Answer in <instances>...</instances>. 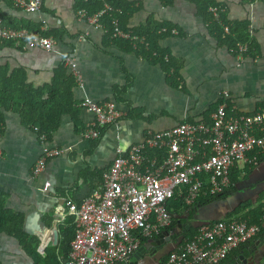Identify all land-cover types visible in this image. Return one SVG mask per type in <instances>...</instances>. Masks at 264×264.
Instances as JSON below:
<instances>
[{"label":"crops","instance_id":"0c3cea01","mask_svg":"<svg viewBox=\"0 0 264 264\" xmlns=\"http://www.w3.org/2000/svg\"><path fill=\"white\" fill-rule=\"evenodd\" d=\"M135 1L139 8L128 21L130 28L145 24L150 18L176 25L178 35L164 37L161 46L177 63L178 76L173 75L176 69L169 70L160 62H153L152 56L158 57L156 51L147 58L138 51L137 43L132 44V50H123L113 43L103 27L89 23L79 14L75 0H44V7L33 14L1 3L6 14L33 18L40 22L41 29H62V35L56 38L54 51L23 49L0 42V69L6 66L8 75L22 69L20 76L24 77L19 79L35 89H47L54 84L60 67L71 75L63 65L65 52L76 58L82 75L81 83L74 80L72 110L67 106L47 141V145L63 152L49 159L40 175L33 173L44 146L38 131L25 123L18 112L1 108L0 202L4 209L23 218L22 238L0 233L1 264H69L70 243H66L62 228L70 218L75 222V217L68 213V203H79L101 191L103 173L119 149L127 150L151 132L180 122L207 117L208 121L211 108L225 92L239 112L253 113L264 103V0L250 3L219 0L227 4L228 19L248 20L252 25L258 48L242 57L219 44L196 4L188 0H173L170 4L161 0ZM167 56L165 61L169 60ZM118 87L126 88L122 97L132 110L116 100ZM87 97L99 103L115 102L125 112L117 122L106 125L94 146L93 139L84 136L96 120L92 111L81 106ZM44 98H48L46 91ZM262 162L247 174L244 172L243 176L246 175L238 185L250 178ZM210 204L200 207L195 216L200 218L202 209L208 205L211 208ZM207 218L201 220L208 221ZM175 241L172 231L170 239L165 238L137 257L132 256L131 264H162L177 246ZM242 249L233 253L229 261L234 262L236 254L250 255L248 247Z\"/></svg>","mask_w":264,"mask_h":264},{"label":"built area","instance_id":"2783aa9c","mask_svg":"<svg viewBox=\"0 0 264 264\" xmlns=\"http://www.w3.org/2000/svg\"><path fill=\"white\" fill-rule=\"evenodd\" d=\"M13 1L24 12H39L43 7V0ZM111 10L113 7L105 3L96 13L89 15L81 9L79 14L102 28L101 17ZM210 10L219 17L217 7L211 6ZM113 25V37L130 40L134 46L137 40L149 47L145 38L123 30L117 18L113 19ZM167 30L162 27L160 31ZM224 31L230 33V25H225ZM170 32L171 35L179 33L175 27ZM0 39L12 40L23 49L46 51H54L57 43L51 35L11 28L3 25L1 19ZM233 51L242 57L248 45L240 43ZM62 57L63 65L69 68L74 80L81 83L76 58L65 52ZM227 96V92L223 93L222 101L211 111L208 121L180 122L151 132L127 150L119 149L103 173L101 191L80 203H68L67 211L75 217L69 264H131L143 240L154 238L172 225L174 216L167 204L178 188L185 190V203L193 205L203 195H217L228 189L232 184V168L259 164V154L264 153V103L253 113L239 112L234 105L230 112ZM81 106L96 115V120L84 132L88 139L99 138L103 127L125 116L112 101L99 103L87 97ZM41 140L43 152L33 168L34 175H40L48 160L63 152L47 145L45 135ZM261 231L260 225L236 218L205 222L198 226L189 242L171 250L162 264H220Z\"/></svg>","mask_w":264,"mask_h":264},{"label":"trees","instance_id":"16d2710c","mask_svg":"<svg viewBox=\"0 0 264 264\" xmlns=\"http://www.w3.org/2000/svg\"><path fill=\"white\" fill-rule=\"evenodd\" d=\"M165 4H170L173 0H161ZM194 3L198 7V12L201 17L209 25V30L213 33L218 40L220 45L227 46L231 51H233L238 44L246 43L248 45V52H252L258 48L257 41L252 35V25L248 20H241L232 22L228 19L226 3L219 0H188ZM257 0H241L243 3H250ZM5 3L7 6L14 8L15 10L22 11L18 8L13 0H0V19L3 25L15 28V29H29L38 30L43 35L53 36L55 38H60L62 35V29L47 28V30H41V24L33 18L26 17H15L8 15L1 10V3ZM76 10L84 9L87 14H93L105 7V3H108L113 7V10L104 13L101 17L103 23V28L106 30L107 37L118 45L123 50H132V42L124 38L113 37L114 25L113 19L117 18L119 20L120 27L131 32L133 35H137L141 38H145V41L149 43V48H146L143 43L135 40L138 45V51L142 52L147 58L151 57L154 51L158 53V57H153V62H160L165 65L169 70H175L174 76H178V66L174 59L167 53L166 49L161 46V41L164 37L171 35L170 30L174 28V25L168 21H157L150 18L145 24H141L136 27L130 28L128 26V21L130 17L138 10L137 2L135 0H75ZM217 7L219 17L216 18L214 13L210 10V7ZM44 7V0H43ZM33 14V13H30ZM230 25L231 32L226 33L224 31V26ZM162 27H167L166 32H161ZM3 44L15 45L12 40L0 39ZM234 52V51H233ZM236 53V52H234ZM165 55H169V60L165 61ZM8 68L3 66L0 69V121H2L1 108L11 109L18 112L25 123L31 125L34 129L38 131L41 136L45 135L46 140H50L52 131L58 126V120L61 115L69 108H73V85H75L73 77L67 72L62 66L56 71V79L53 85L49 86L47 89L38 88L35 89L31 85L27 84L24 79H19L20 74L24 72L22 69H18L13 74L8 75ZM25 74V73H24ZM61 83V87L60 84ZM116 100L122 104H127L129 109L132 110L129 102L122 97L126 88H116ZM44 91L48 93V98H44ZM223 99V98H222ZM219 100V102L222 101ZM226 100V99H225ZM229 105V111L231 112L232 102L226 100ZM217 103V105L219 104ZM211 108V111L216 108ZM67 107V108H66ZM135 115H138L136 111H132ZM131 114V112L129 113ZM132 115V114H131ZM208 119L205 118V120ZM106 127V126H105ZM103 127L101 129V135L103 134ZM1 131V128H0ZM100 135V137H101ZM99 137V138H100ZM93 139L92 146L96 145L98 139ZM264 161V153L259 154V163ZM257 165L248 164L243 169H238L237 167L232 168L231 171V186L226 189L223 193L217 195H203L200 197L193 205H187L185 203V190L183 188H178L175 192V196L171 198L167 204L168 208L174 214L173 223L171 226L167 227L168 230L173 231L175 240H177L180 235L184 237L181 238V242L177 247L189 242L198 230V224L188 227L185 225L186 222L193 220L196 215V211L200 207L212 203L216 200L226 199L230 193L235 190L238 183L243 176V173L250 172L253 167ZM245 174V175H246ZM244 175V176H245ZM243 176V177H244ZM80 203V202H79ZM185 216V218H184ZM245 220L249 224H258L262 227V231L255 239H251L248 242L242 244L237 249L232 251L229 256L223 260L220 264H226L227 260L236 253L238 250L242 249L246 244L256 240L258 237L264 236V192L259 195L256 201L251 199H246L238 204L233 210L227 212L226 216L222 220L231 219ZM178 220L183 224V231L180 234L175 233V228L177 226ZM210 221V222H214ZM23 218L7 209H4L2 201L0 202V233L7 232L11 235L17 237L23 236L22 230ZM63 226V235L66 237V243H70L75 235V222L73 219H68ZM68 240V241H67ZM70 246L68 247V253ZM170 253V252H169ZM168 255L163 259V262L167 259ZM1 264V263H0Z\"/></svg>","mask_w":264,"mask_h":264},{"label":"flooded vegetation","instance_id":"af4514ba","mask_svg":"<svg viewBox=\"0 0 264 264\" xmlns=\"http://www.w3.org/2000/svg\"><path fill=\"white\" fill-rule=\"evenodd\" d=\"M252 184H255V186H253ZM251 185H252V187H251ZM251 188H253V190ZM257 192H260L259 195L264 192V162H262V164L258 170H255V172L252 173V176L250 178L243 180L237 186V188L230 193V195L228 197L236 196V197H239L241 199H251L252 201H255V196H258ZM219 201L224 202V200H221V199ZM223 211H224V209L221 212H223ZM212 212L215 213L214 211H212ZM212 212H211L210 207L204 208V209H202V212H201V214H199V216H201L203 218H207V217H209V215L213 214ZM216 212H218V211H216ZM201 217L199 220L189 221V224L191 223V225L193 226V225H197V224L201 223L202 222L201 219H203ZM182 236L183 235H180V237H178L177 240H181ZM245 247H248V249L250 250V255H248V257L244 255L245 258H247V261L245 263H244V261H241L240 264H257L259 262V260L261 259V257L264 256V236L258 237L256 240L246 244ZM240 250L243 251V249H240ZM228 262H229V259L227 260L226 263H228Z\"/></svg>","mask_w":264,"mask_h":264},{"label":"water","instance_id":"95a60500","mask_svg":"<svg viewBox=\"0 0 264 264\" xmlns=\"http://www.w3.org/2000/svg\"><path fill=\"white\" fill-rule=\"evenodd\" d=\"M244 200H246V199H239V197H236V196H230V197L226 198L225 201H227L228 203H229V201L230 202H233L232 203V206L230 204L229 207H228V209L225 212L218 211V212H215V213L209 215V217L207 218L208 221H204V222L202 221L201 223L198 224V226L200 224H202V223H205V222L223 219L226 216L227 212L233 210L238 204H240ZM218 202H219V200H216V201L212 202L210 204V206L212 208L213 207H217ZM208 207H209V205L207 206V208ZM199 219H200L199 217L195 216V220H199ZM190 225H191V223L189 224L188 227H191L192 226V225L191 226ZM182 231H183V224L181 223L180 220H178L177 226L175 228V233L180 234V233H182ZM171 233H172V231L166 230L160 236H157V237L148 239L145 243H143L140 246V248L134 253L133 256L134 257H137L140 253L146 251L148 248L150 249L153 245H155V244H157L159 242H163L165 240V238L166 239H170L171 238ZM183 237L184 236H182V238ZM181 240H176L175 241V244L178 245L181 242ZM235 259H237V260H235ZM241 261H244V263H245L247 261V258H245V256L243 254H236V255H234V262H230L229 261L227 264H237V262L240 263Z\"/></svg>","mask_w":264,"mask_h":264},{"label":"rangeland","instance_id":"374dc122","mask_svg":"<svg viewBox=\"0 0 264 264\" xmlns=\"http://www.w3.org/2000/svg\"><path fill=\"white\" fill-rule=\"evenodd\" d=\"M221 200H224V202L222 201V202H218V204H217V207H211L210 209H211V212L212 211H214V212H216V211H222L223 209L225 210L226 208H228L229 207V205L231 204V206H232V203L233 202H230L229 201V203L227 202V201H225L226 199H221ZM225 203V204H224ZM228 205V206H227ZM210 212V211H209ZM213 213V212H212ZM257 264H264V259H262V260H259V262L257 263Z\"/></svg>","mask_w":264,"mask_h":264}]
</instances>
